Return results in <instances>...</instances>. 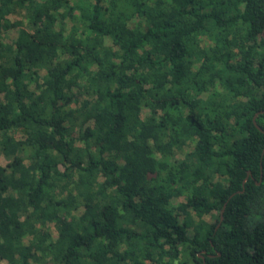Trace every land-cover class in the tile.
Wrapping results in <instances>:
<instances>
[{
	"label": "trees",
	"instance_id": "1",
	"mask_svg": "<svg viewBox=\"0 0 264 264\" xmlns=\"http://www.w3.org/2000/svg\"><path fill=\"white\" fill-rule=\"evenodd\" d=\"M263 27L264 0H0V264H264Z\"/></svg>",
	"mask_w": 264,
	"mask_h": 264
},
{
	"label": "rangeland",
	"instance_id": "2",
	"mask_svg": "<svg viewBox=\"0 0 264 264\" xmlns=\"http://www.w3.org/2000/svg\"><path fill=\"white\" fill-rule=\"evenodd\" d=\"M19 18H21V13H20V14L16 13V14H14V15H10V16H9V19H10V20H12V19H19ZM14 35H15V30H14V29H11V30H9V31L4 35V40L9 41ZM71 134H72L73 136H76V135H77V130H76V128H73V129H72ZM5 162H6V160H5V159L1 156V154H0V165H4ZM207 218H208V217H205V219H207ZM49 229L51 230L52 233H54V229L52 228V226H50ZM1 263L3 264L4 262H1Z\"/></svg>",
	"mask_w": 264,
	"mask_h": 264
},
{
	"label": "water",
	"instance_id": "3",
	"mask_svg": "<svg viewBox=\"0 0 264 264\" xmlns=\"http://www.w3.org/2000/svg\"><path fill=\"white\" fill-rule=\"evenodd\" d=\"M264 31V27H263V29H262V32ZM263 36H264V34H263ZM262 111H258V113H261ZM255 114H257V113H255ZM255 116V115H254ZM254 116L252 117V123H253V125L258 129V130H260L262 133H264V131L263 130H261L260 128H259V126H257L256 124H255V122H254ZM246 178V177H245ZM244 178V179H245ZM221 212V211H220ZM221 214V213H220Z\"/></svg>",
	"mask_w": 264,
	"mask_h": 264
}]
</instances>
